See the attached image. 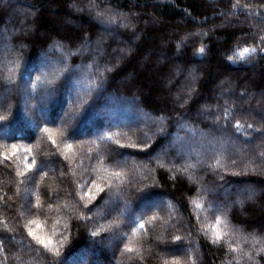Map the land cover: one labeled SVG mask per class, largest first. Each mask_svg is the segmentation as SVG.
<instances>
[{
	"label": "trees",
	"instance_id": "16d2710c",
	"mask_svg": "<svg viewBox=\"0 0 264 264\" xmlns=\"http://www.w3.org/2000/svg\"><path fill=\"white\" fill-rule=\"evenodd\" d=\"M2 28L0 264H264V0H0Z\"/></svg>",
	"mask_w": 264,
	"mask_h": 264
},
{
	"label": "rangeland",
	"instance_id": "374dc122",
	"mask_svg": "<svg viewBox=\"0 0 264 264\" xmlns=\"http://www.w3.org/2000/svg\"><path fill=\"white\" fill-rule=\"evenodd\" d=\"M6 4V3H5ZM12 4V3H11ZM18 8V7H17ZM85 8V7H84ZM90 14V17L91 18H93V17H95V18H97L98 19V17L100 16V15H98V14H96V13H89ZM2 33L4 34V36H2ZM5 36H6V31H5V29L4 28H2V32H1V34H0V40H2L3 39V41L2 42H4V39L5 40H7L6 38H5ZM54 48H57V49H59V47H57L56 46V44L55 45H53V46H51L50 47V49H54ZM5 47H4V44L2 43L1 45H0V55H3V54H5L4 56H7L8 54H9V51L8 52H5ZM11 51V50H10ZM86 51H88V50H86ZM50 69H53V70H56V65H53ZM60 72V71H59ZM90 73V72H89ZM165 90L167 91L168 90V87H170V85H173V83H174V81H173V83L172 84H170L171 82L169 81V79L167 78L166 80H165ZM218 87L221 89L222 87H223V85H222V83L221 84H219L218 85ZM175 89V88H174ZM174 89H172V91H171V93H170V95H171V98L173 99V100H175V102H179L180 100H179V98H180V96H179V94H181L182 93V90L179 88V87H177V89L176 90H174ZM222 90H223V88H222ZM232 90L233 89H231V90H223L222 91V93H225L226 95H230L231 93H232ZM27 91H28V87H26V86H24L23 87V90H22V93H23V102H22V104L24 105V106H26L27 107V105H29V102H28V100H27V98H26V93H27ZM177 92H179V94L177 93ZM255 101V100H254ZM258 100H256V102H257ZM263 103H264V100H260V101H258L257 103H256V106L258 107V109L263 113V118H264V109H263ZM105 114V113H104ZM107 114V113H106ZM155 118L153 117V119L152 118H150V119H145V121L147 122V123H150V122H153V120H154ZM260 126H261V124H260ZM259 130H261L263 133H264V121L262 122V126L261 127H259ZM262 133V134H263ZM96 135V134H95ZM178 135L179 134H174L173 136H172V139L168 142V144L166 145V148H169L170 146H176V151H177V154L178 155H183V158H182V160H184L185 161V159L186 158H188L189 157V155H187L186 154V149H187V147L188 146H190V145H192V144H198L199 146H201V145H203V143L205 144V141L204 142H202L201 141V138H200V136H196L195 134H193V133H191V137L190 138H187V139H180V137H178ZM192 138V139H191ZM205 140L207 141L208 140V138L207 137H205ZM170 143V144H169ZM184 154H185V157H184ZM188 156V157H187ZM239 193H244V194H246L245 195V197H244V199L245 200H247V201H251V200H253V196H251V194L250 193H245V190L244 189H241L240 191H238ZM159 201L158 200H153V201H151V202H149V203H146V205L147 206H144V207H151V206H154V205H158L159 203H158ZM23 204H24V206H29V202H28V200H27V198L26 197H24V199H23ZM109 204V202H107V203H105V207H107V205ZM236 204H237V202H236ZM143 208V207H142ZM122 214H125L124 212H122ZM117 236H111V237H109L108 238V241H109V244L110 245H112V243H113V241L115 240V238H116ZM89 260V261H88ZM84 264H90V259H89V257L83 262ZM63 264H81V262H66V261H64V263Z\"/></svg>",
	"mask_w": 264,
	"mask_h": 264
},
{
	"label": "snow or ice",
	"instance_id": "6c2138e0",
	"mask_svg": "<svg viewBox=\"0 0 264 264\" xmlns=\"http://www.w3.org/2000/svg\"><path fill=\"white\" fill-rule=\"evenodd\" d=\"M200 51L203 52V49H201ZM249 51H250L249 49L245 48L243 50V52L240 53V55L243 56L245 53H248ZM251 51H254V49L251 50ZM13 147L15 148V146H13ZM71 147H72L71 145H68V148L69 149H71ZM14 154H15V152H13V155ZM117 175H119V174H117ZM196 206L197 207H200L199 204H197ZM31 223H35V221H33ZM220 223H221V221H217V225H219ZM36 227L39 228V227H41V225L37 224ZM140 227L143 228L144 225L141 224ZM29 235L32 236L33 239H35L37 241V243H39L40 245H42L44 248L51 250V244H52L51 240H45L41 236L37 235L36 232L31 231V230L29 231ZM216 239L217 240L221 239V234H220L219 231L216 232ZM128 250L129 251H132V249H128Z\"/></svg>",
	"mask_w": 264,
	"mask_h": 264
}]
</instances>
